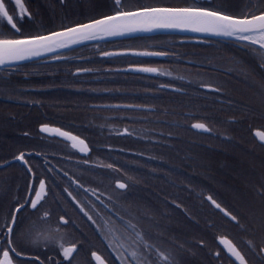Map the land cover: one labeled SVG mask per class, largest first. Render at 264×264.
Wrapping results in <instances>:
<instances>
[{
	"label": "flooded vegetation",
	"instance_id": "flooded-vegetation-1",
	"mask_svg": "<svg viewBox=\"0 0 264 264\" xmlns=\"http://www.w3.org/2000/svg\"><path fill=\"white\" fill-rule=\"evenodd\" d=\"M22 2L30 16L25 15L23 20L17 24V27L20 28L19 33L10 30V27H4V21L0 20V31L11 36L10 39H23L62 31L113 15L117 8L115 0H22ZM148 2H172L175 4L174 7L218 8L222 13L237 17L246 8L257 14L258 9L264 10V8H260L261 0H122L123 10L135 11L141 6H147ZM5 3L11 13L15 8L14 2L9 3V0H5ZM110 5H113L114 8L111 9ZM16 12L18 13L19 10L16 9ZM67 19L74 21L69 26L63 27ZM85 45L44 52L27 63L0 68V249H8L9 240H11V246L21 253L19 258L10 253L13 256L14 264H68L76 250L69 258H65L63 249L57 245L59 252L56 254L45 252L44 256H47L46 253H49V256L42 260L27 249L20 248L19 242H25L29 237L31 238V231L37 226L54 225L58 230L56 235L59 236V240H55L63 242L64 248L75 246L71 243L73 237L68 224L74 217L73 210L81 211L83 206L92 208L93 205L98 204L105 207L109 212L113 229L116 219L129 223L127 210V220L121 219V207L124 211L122 206L124 202L125 206H129L128 191L131 189L130 185L133 181H130L132 178L117 177L118 173H122L117 172L118 169H122L126 176L134 169L141 170L146 168L149 163H156L161 176H165L167 161L164 157V142H159L156 139L147 140L161 146L162 153L159 157L153 156L154 154L149 149L145 150V154H142L140 153L141 149L129 150L122 144H129V138L138 140L136 132H140L141 135H149L150 132H144L140 125L136 124L144 121L142 113H155L158 108L153 104H146L144 101L130 102V99L126 101L119 100V98L121 99L122 96L123 99L126 96H136L142 99L153 97L159 102H163L164 97L161 92L167 90L162 89V86H170L163 83L166 78L171 76L167 71L168 66L175 67L176 85L172 87L179 89V92L174 93L183 95L186 93L185 88L191 87L195 90V92H191V96L194 98L209 100L213 96L223 95L224 92L218 81L231 75L230 64L236 61V57H239L238 61H242L246 45L253 46L233 39H202L179 35L123 38ZM79 47L81 48L77 49ZM255 47L261 49L258 46ZM141 52L163 53V55L149 57L136 54ZM105 53H111V55L105 56ZM103 59L109 65L104 71L109 73L113 80L120 83L121 86L120 89L109 91L113 95L112 99L114 98L112 101L89 105L91 109L102 110L108 112L107 114L112 113L107 119L106 128H100L101 139L97 141L98 143H108L111 153L106 157H93L87 139L64 127L62 118L51 116L54 113H52L51 98L57 94L67 93L65 90L69 79L74 78L79 83L88 81V79L98 81L99 69L95 67L99 64V60ZM139 67H152L158 71L153 76L124 71L128 68ZM69 70L71 75H68ZM117 79L121 82L129 81L127 83L129 89L124 88L126 87L125 83H121ZM149 80L152 81L153 88L159 91L145 90L146 88L143 86L146 83L148 85ZM135 83L141 84V89L138 88V85H134ZM116 96L118 99H115ZM112 105L130 106L138 109L106 107ZM125 112L129 113H126V116L122 118L121 124L119 122L121 117L118 116V113ZM184 114L192 115L189 112ZM196 123L203 122H190L189 129L200 135L210 134V128L205 123L203 124L209 129L208 132L193 129L192 126ZM44 126L57 128L80 138L85 142L89 153L80 156L70 148L68 142L57 136L49 135L46 131H41ZM177 126H181V124L179 123ZM159 134L163 135L162 130ZM52 142L61 144L65 150L52 154L50 150ZM255 142L262 147L256 140ZM209 147L207 146V148ZM21 153L24 154L23 160L17 159ZM195 158L197 157L195 156ZM102 161L108 162V165L110 164L112 167L106 168ZM68 166L86 170L90 176L82 177L79 173L69 172ZM211 168L212 163L209 169ZM106 169L107 173L104 172ZM41 181L44 182V190L41 192L37 209H33L30 202L37 199L35 193L40 191ZM117 182L125 183L127 188L119 189L116 186ZM180 185L181 183L178 182L177 186ZM116 192L120 195L117 196ZM123 195L125 199L121 198ZM207 197L211 196H204L205 202L212 210H215L206 200ZM212 199L220 204L226 212H229L218 200L213 197ZM26 201L28 203H25ZM21 205H23L22 208ZM16 209H20V211L16 212ZM45 212L48 213L47 217H44ZM85 212L81 211L84 215ZM14 213L17 216V222L13 226L11 216ZM88 216L92 217V214H88ZM88 216L86 217L88 218ZM123 217L126 219L125 216ZM225 219L236 225L235 221ZM9 227L14 228L11 236L8 235ZM254 234L248 238L239 236L237 241L224 237L229 239L242 254H246L249 250V241L257 249L264 243V237ZM110 238L109 236V246L114 254V260L117 261V264H121V260L118 259L121 255L117 254L112 247ZM216 238H214L215 249L211 253L213 264H229L231 259L218 246ZM125 240L127 239L125 238ZM75 249H77L76 246ZM217 252H220L219 257L216 255ZM92 253L94 252L89 254L90 259ZM127 257L129 260V255ZM2 258V252H0V259ZM246 258L251 259L247 256Z\"/></svg>",
	"mask_w": 264,
	"mask_h": 264
},
{
	"label": "trees",
	"instance_id": "trees-1",
	"mask_svg": "<svg viewBox=\"0 0 264 264\" xmlns=\"http://www.w3.org/2000/svg\"><path fill=\"white\" fill-rule=\"evenodd\" d=\"M147 6L174 7L175 4L148 2ZM110 7L114 8L113 5ZM260 8H264L262 0ZM73 21L67 19L63 27ZM9 37L5 35L0 38ZM262 59V49L246 45L242 61L236 57V61L230 64L231 75L218 81L224 94L209 100L191 96V92H195L191 87L185 88L183 95L161 92L163 102L153 97L119 98L130 99V102L144 101L158 108L155 113H142L143 122H134L144 132H150L149 135L136 132L139 139L129 138V144L122 143L123 147L134 151L141 149L142 154L149 149L153 156L159 157L161 146L147 141L156 139L165 143L164 157L167 161L165 176H161L156 163H149L141 170L134 169L126 176L122 169L117 171L122 172L117 174L121 179L132 178L130 181L133 183L128 191L131 205L127 207L128 213L136 217V221L132 217L130 223L134 227L117 219L115 221L114 227L124 236L123 241L127 239L124 246L119 248L120 252L116 251L121 257H127L126 252L130 249L144 250L137 233L143 234V241L155 245V249L148 253L152 264H165L159 253L170 254L178 264H213L211 253L215 249L214 238L225 236L237 241L239 236L248 238L254 233L264 237L259 228H252L257 218L264 215V202H260L255 195L256 189L264 182V148L252 136L253 130L264 131V68L259 66ZM108 67L106 60H99L95 67L99 69L98 81L88 79L79 83L74 78L69 79L65 90L67 93L51 98L54 112L51 116L62 118L64 127L87 139L93 157H106L111 153L108 143L97 141L101 139L100 128H106L107 119L112 113L89 108L90 104L112 101L114 98L109 91L120 89V83L104 71ZM167 71L171 76L163 83L175 86V67L168 66ZM68 75H71L70 70ZM121 83H125L124 88L129 89V81ZM134 85H138L139 89L142 87L141 84ZM143 87L149 92L159 91L153 88L151 80ZM185 112L192 115L186 116ZM126 113L129 112L118 113L121 124ZM195 121L207 124L210 134L200 135L190 130L188 125ZM179 123L181 126H177ZM102 163L107 168L108 162ZM211 163L212 168L209 169ZM178 182L181 183L179 187ZM204 196L213 197L230 213L243 218L241 223L247 224V229L237 227L212 210ZM83 210L92 214L93 222L80 210H73L74 217L68 228L72 231L71 243L77 249L68 264H94L89 257L91 252L101 255L108 264H117L108 241L112 234L108 229L113 226L108 210L98 204L92 208L83 206ZM137 245H140L139 249ZM46 255L49 256V253ZM37 256L42 260L47 257L43 254ZM139 259L143 260L144 257L140 256Z\"/></svg>",
	"mask_w": 264,
	"mask_h": 264
},
{
	"label": "snow or ice",
	"instance_id": "snow-or-ice-1",
	"mask_svg": "<svg viewBox=\"0 0 264 264\" xmlns=\"http://www.w3.org/2000/svg\"><path fill=\"white\" fill-rule=\"evenodd\" d=\"M13 8L10 13L5 0H0V20L4 21V27H10V30H14L15 33L20 32V28L17 24L21 22L27 13V9L24 7L22 0H9V3H13ZM264 3V0H262ZM117 5L116 11L113 15L105 16L101 19L94 20L87 24L78 25L76 27L66 28L64 31L52 32L48 35H35L26 37L23 39H10L0 38V68H4L6 65L29 59L33 56L41 55L44 52L54 51L57 48H62L70 43H77L82 40L95 39L99 35L113 36L123 35L125 33L135 31H150L156 28H177V29H191L195 32L211 33L214 35H221L226 37H236L240 41H248L252 45H260L261 49H264V10H257V13L250 12L247 8L240 16H233L222 13L218 8H205L198 6H187V7H148L141 6L135 11L123 10L122 0H115ZM16 9L19 12H16ZM5 33L0 31V37H4ZM137 55H163V53L153 52H141L136 53ZM105 55H111V53H105ZM264 68V59L261 60L259 65ZM139 72L156 73L158 69L152 67H139L134 69ZM196 129H203L208 131L206 125L203 123H196L193 125ZM47 126H44L41 131H47ZM66 135V134H65ZM256 136L262 142L261 146L264 147V132H257ZM76 140V137H71ZM80 145L84 147L81 151H85L87 146L83 140L78 141ZM17 159L23 160L24 154L21 153ZM111 168L112 165H107ZM65 175H67L65 173ZM119 189L127 188V185L123 182H117L116 185ZM44 190V182H40V191L35 193L37 199L32 200L31 207L37 209V204L41 197V192ZM67 191V189H65ZM71 195V193H69ZM255 195L260 202H264V182L256 189ZM213 205L217 209H220L226 217H230L231 221L236 222V226L241 229H247L248 225L241 223L243 218L238 215H232L230 212H226L221 205L218 204L212 197H208ZM25 203H28L26 201ZM23 205H21V208ZM20 209H16L19 212ZM83 211V208H81ZM88 216V213L85 212ZM48 213H44V217H47ZM63 219V218H61ZM91 220L92 217L88 216ZM13 226L17 222V216L14 213L11 216ZM67 223V221H64ZM134 227L133 225H129ZM252 228H259L261 234L264 235V215L258 217L256 222L253 223ZM14 228L9 227L8 235L11 236ZM141 237V243L143 244V251H133L128 257H118L121 260V264H152L148 253L155 249V245L149 244L143 241V234L137 233ZM11 240H9L8 249H0L2 252V259L0 264H14L12 253L15 257L19 258L21 253L17 252L14 247L11 246ZM32 243H38L36 239H33ZM221 243L228 245V253L234 258V261H238L239 264H264V243H262L257 249L252 246L249 241V250L246 254H242L241 251L231 244L230 241L222 239ZM60 247L63 249V255L65 258H69L70 255L75 252V246L70 248H64L61 244ZM140 245H137L139 249ZM159 252L158 249H156ZM165 264H178V262L170 255L165 253H159ZM217 257L220 256V252L216 253ZM93 256L97 261L100 257L93 253ZM143 256L144 259H139ZM251 257V259H247ZM233 260H229V264H234Z\"/></svg>",
	"mask_w": 264,
	"mask_h": 264
},
{
	"label": "water",
	"instance_id": "water-1",
	"mask_svg": "<svg viewBox=\"0 0 264 264\" xmlns=\"http://www.w3.org/2000/svg\"><path fill=\"white\" fill-rule=\"evenodd\" d=\"M101 19V18H100ZM90 23V22H89ZM87 24V23H85ZM78 26V25H77ZM76 27V26H74ZM153 32L147 35H125V36H106V35H99L97 36L95 39H89V40H82L79 41L77 43H70L65 47H62V49L65 48H73V47H77V46H81V45H85V44H91V43H95V42H103V41H111V40H117V39H123V38H131V37H140V36H151V35H179V36H187V37H194V38H202V39H222V37H217L214 35H209V34H204L202 32H195L192 31L191 29H177V28H156V29H152ZM64 31V30H62ZM60 32V31H58ZM59 49V48H57ZM61 49V48H60ZM56 50V49H55ZM54 50V51H55ZM51 52V51H50ZM39 56V55H38ZM38 56H33L29 59H24V60H20V61H15L12 62L8 65H6L4 68L7 67H11V66H15V65H20L23 63H27L29 61H31L32 59L38 57ZM105 56H110V55H105ZM149 57H152L154 55H148ZM134 69L136 68H128L125 69L124 71L129 72V73H134V74H144V75H149V76H153L155 75V73H146V72H139V71H135ZM162 89L167 90V91H171V92H179V89L174 88V87H169V86H162ZM109 108H118V109H138L136 107H130V106H120V105H112V106H106ZM193 129L197 130V131H203V132H208L205 131L203 129H196L192 126ZM48 130L46 131L49 135L52 136H57L59 138H61L62 140L68 142L70 144V148L73 149L74 151H76L80 156H85L89 153V149L88 147L86 148L85 151H81V148L84 147L83 145L79 144V140H81L80 138L70 134V133H66L63 132L57 128H53V127H48ZM257 132H262L260 130H254L252 132L253 137L255 138V140L259 143L262 144V142L259 140V138L256 136ZM66 134V135H65ZM71 137H76V140L71 139ZM86 145V144H85ZM117 185V184H116ZM206 200L210 203V205L216 210L218 211L222 216H224L225 218L230 219V217H226L224 215L223 212L220 211V209H217L215 207V205H213L211 203V201L208 199V197L206 198ZM222 239H226L227 241H230L229 239L225 238V237H218L216 238V243L218 244V246L221 248V250L224 252V254L230 258L231 260L234 261V258L230 256V254L228 253L227 249H228V245L221 243ZM231 242V241H230ZM232 244V243H231ZM233 245V244H232ZM95 253V252H94ZM96 256L100 257V260L97 261L95 259V257L93 256V253L91 254V259L93 261L94 264H107V262L103 259L102 256H100L99 254L95 253ZM234 264H239L238 261H234Z\"/></svg>",
	"mask_w": 264,
	"mask_h": 264
},
{
	"label": "rangeland",
	"instance_id": "rangeland-1",
	"mask_svg": "<svg viewBox=\"0 0 264 264\" xmlns=\"http://www.w3.org/2000/svg\"><path fill=\"white\" fill-rule=\"evenodd\" d=\"M238 42H246V41H238ZM246 43H248V42H246ZM255 46H260V45L256 44ZM50 150H51L52 154H54V153H59V151L60 152L64 151L65 147L62 146L61 144H57V143L52 142L51 145H50ZM67 170L69 172H72V173H79V174H81L82 177L90 176V175H88V172L86 170L84 171L82 169H76L73 166H68ZM118 194L119 193H117V196H118ZM105 196L107 197V195H105ZM121 198L125 199L124 195ZM106 202H107V199H106ZM122 202H123V200H122ZM107 204H108V202H107ZM124 204H126V203L125 202L123 203L122 206L124 207V211H123V209L121 207V213H122L123 216L126 217V219L121 215V219L123 221L127 220L126 210L128 211V207L125 206ZM132 217H133V220L136 221V217L134 215L132 216L131 213L129 212V216H128L129 225L131 223ZM35 228L36 229L31 231V235H32L31 238L29 237V239L27 241H25V242H19V244L21 246L20 248H25L28 251H30L32 254H35V255H40V254L44 255L45 252H52L53 254L58 253L59 250H58V246L57 245H61V244H63V242H58V241L55 240V239L59 240L58 234L56 235V233L58 231L57 228H55L54 225H50V226H46V227H38L37 226ZM108 230H109V232H112V234L110 235V237H111L110 239H112V247L115 249V251L120 252V249L124 246L123 244L125 243V242H123V239H122L124 236L121 235V233L120 234L118 233L117 228L114 227V229H113V226L110 227V229H108ZM113 232H114V235H113ZM116 232H117V234H116ZM33 239H36L38 241V243H35V244L32 243ZM119 245H121L120 249L118 247ZM133 251H134L133 249H130L129 252L127 251L128 252L127 255H129ZM124 252H126V251H124ZM74 264H76V263H74Z\"/></svg>",
	"mask_w": 264,
	"mask_h": 264
},
{
	"label": "bare ground",
	"instance_id": "bare-ground-1",
	"mask_svg": "<svg viewBox=\"0 0 264 264\" xmlns=\"http://www.w3.org/2000/svg\"><path fill=\"white\" fill-rule=\"evenodd\" d=\"M153 30H150V31H135V32H130V33H125L123 35H114V36H125V35H147V34H150L152 33ZM204 33V32H202ZM204 34H209V35H214V34H211V33H204ZM214 36H217V37H222V39H234V40H238L236 37H226V36H221V35H214ZM240 41V40H239ZM248 42V41H246Z\"/></svg>",
	"mask_w": 264,
	"mask_h": 264
}]
</instances>
